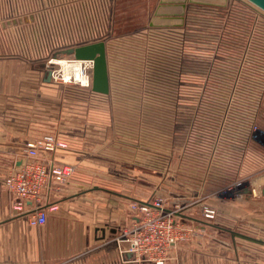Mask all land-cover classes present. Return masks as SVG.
<instances>
[{
    "label": "rangeland",
    "instance_id": "1",
    "mask_svg": "<svg viewBox=\"0 0 264 264\" xmlns=\"http://www.w3.org/2000/svg\"><path fill=\"white\" fill-rule=\"evenodd\" d=\"M114 1L110 92L51 79L56 93L51 112L69 117L85 112L96 123L91 113L99 118L91 136L96 148L88 154L103 167L93 176L101 186L132 197L130 223L143 218L134 207L141 201L154 204L162 196L168 209H176L177 193L219 194L194 200L216 210L211 220L198 205L189 207L192 201H180L185 236L169 249L166 264H264V243L242 236L264 240V219L253 227L250 213L252 196L263 198L264 189L253 185L264 171V133L255 136L254 130L264 131V10L249 0L189 3L176 25L157 12L181 11L180 4ZM68 58L63 53L55 65L73 79L72 68L61 62ZM34 63L48 73L44 60ZM242 63L239 76L235 68ZM54 131L68 142L55 151L63 162L61 150L71 144Z\"/></svg>",
    "mask_w": 264,
    "mask_h": 264
},
{
    "label": "crops",
    "instance_id": "2",
    "mask_svg": "<svg viewBox=\"0 0 264 264\" xmlns=\"http://www.w3.org/2000/svg\"><path fill=\"white\" fill-rule=\"evenodd\" d=\"M1 16L0 5V264H121L116 236L130 223L132 197L101 186V179L93 176L103 167L89 155L96 148L91 136L99 118L91 113L96 123L85 112L70 117L51 112L56 93L47 73L39 63L17 65L11 59L1 34ZM54 129L71 144L61 150L60 159L74 163L79 171L67 183L52 181L43 206L59 207L49 212L44 224H32L13 210L15 198L4 178L28 141ZM251 204L253 227H260L264 189L263 198L254 193ZM237 212L244 216L246 211Z\"/></svg>",
    "mask_w": 264,
    "mask_h": 264
},
{
    "label": "built area",
    "instance_id": "3",
    "mask_svg": "<svg viewBox=\"0 0 264 264\" xmlns=\"http://www.w3.org/2000/svg\"><path fill=\"white\" fill-rule=\"evenodd\" d=\"M114 4V0H0L4 24L1 34L11 57L30 62L44 60L54 82H79L81 86L92 87L94 60L77 59L64 51L101 41L107 49L114 22ZM63 53L69 57L70 64L80 65L86 81L76 75L74 65L69 66L74 70L73 79L68 73L61 75L55 61ZM237 65L239 68L240 64ZM242 67L243 63L239 69L235 68L239 76ZM254 130L255 136L264 133L257 126ZM64 148H68V142L58 134L48 133L34 138L26 143L19 161L14 162L4 178L7 190L15 198L13 210L26 215L32 224H44L49 212L59 207L53 203L43 206L52 181L67 183L77 171V165L57 160L55 151ZM235 184L241 189L240 181ZM238 193V196L244 194L242 191ZM175 195L176 209H168L162 196L154 204L141 201L134 206L144 214L143 218L130 223L116 238L124 263L166 264L169 249L185 236L182 233L184 223L178 219L181 217L179 214L184 215L179 208L180 201H192L189 207L193 208L198 205L206 220L215 218L216 210L213 207L203 202L197 204L194 200L218 197L219 194L199 192L191 197Z\"/></svg>",
    "mask_w": 264,
    "mask_h": 264
},
{
    "label": "water",
    "instance_id": "4",
    "mask_svg": "<svg viewBox=\"0 0 264 264\" xmlns=\"http://www.w3.org/2000/svg\"><path fill=\"white\" fill-rule=\"evenodd\" d=\"M228 0H161V2L168 5H178L180 4L182 10L178 12H160L162 19H174L176 23L173 24L181 25L184 19L185 9L189 3L196 4H208V5H227ZM259 8L264 10V0H249ZM162 4V5H163ZM165 5V4H164ZM65 54L74 55L77 59H93L94 68H93V80H92V90L99 93L108 94L110 92V78H109V67H108V58H107V49L104 42H96L88 45L79 46L76 48H70L64 51ZM47 81L51 80V70H48ZM251 190L247 189V192ZM243 237L259 242L264 243L263 239L253 238L247 235H242Z\"/></svg>",
    "mask_w": 264,
    "mask_h": 264
},
{
    "label": "bare ground",
    "instance_id": "5",
    "mask_svg": "<svg viewBox=\"0 0 264 264\" xmlns=\"http://www.w3.org/2000/svg\"><path fill=\"white\" fill-rule=\"evenodd\" d=\"M66 59V58H65ZM65 59H61L62 61V64L65 68H69V66L71 65H74L75 66V73L77 76H79L80 78H83V81H86V78L84 76H82V71H81V68H80V65L79 64H70L69 61L65 60ZM67 71V70H65ZM74 71V70H73ZM67 74V73H66ZM253 183V182H252ZM264 184V176H260L258 177L253 185L254 186H259V188Z\"/></svg>",
    "mask_w": 264,
    "mask_h": 264
}]
</instances>
